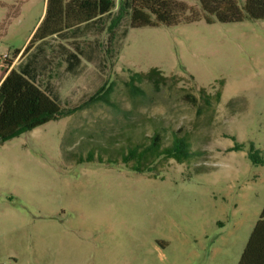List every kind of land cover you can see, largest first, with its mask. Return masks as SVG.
<instances>
[{"label": "rangeland", "instance_id": "1", "mask_svg": "<svg viewBox=\"0 0 264 264\" xmlns=\"http://www.w3.org/2000/svg\"><path fill=\"white\" fill-rule=\"evenodd\" d=\"M45 4L0 0V58L23 53ZM152 68L167 83L132 94L131 73ZM85 70L54 80L62 108L89 106L0 145V264H238L264 225V163L249 158L254 145L264 160V21L131 28L114 67ZM157 135L190 158L124 164Z\"/></svg>", "mask_w": 264, "mask_h": 264}, {"label": "trees", "instance_id": "2", "mask_svg": "<svg viewBox=\"0 0 264 264\" xmlns=\"http://www.w3.org/2000/svg\"><path fill=\"white\" fill-rule=\"evenodd\" d=\"M200 21L207 24L264 21V0H121L119 5L118 0H46L44 15L23 53L18 49L6 61L11 67L21 54V61L0 84V145L89 106L84 103L62 108L61 87L55 76L79 77L88 64L103 73L108 60L114 67L122 41L131 28ZM104 35L106 41L102 39ZM62 64L65 66L59 73ZM167 80L162 71L152 68L147 73L132 72L125 86L137 94L141 92L137 84L149 82L160 91ZM222 87L223 84L207 94L203 89L204 101L210 104L214 98L220 103ZM186 98L197 102L194 95L187 94ZM245 149L244 144L236 143L229 152ZM160 158L183 164L190 158L189 145L184 138H175L170 148L161 150L157 135L144 148H130L122 161L137 173L151 174L156 171L153 164ZM249 158L255 164L264 163L254 145L249 147ZM238 264H264V225L254 229Z\"/></svg>", "mask_w": 264, "mask_h": 264}, {"label": "crops", "instance_id": "3", "mask_svg": "<svg viewBox=\"0 0 264 264\" xmlns=\"http://www.w3.org/2000/svg\"><path fill=\"white\" fill-rule=\"evenodd\" d=\"M38 24H39V23H38ZM37 26H38V25H37ZM37 26H36V27H37ZM31 36H32V35H31ZM31 36H30V38H31ZM30 38H29V40H30ZM29 40H28V42H29ZM17 60H18V59H17ZM20 61H21V60H19V61H14L11 67H8V66L5 67V70L3 71V74H2V76H1V78H0V84H1V82L4 80V78L7 76V74L11 71V69L14 68V67H15Z\"/></svg>", "mask_w": 264, "mask_h": 264}, {"label": "built area", "instance_id": "4", "mask_svg": "<svg viewBox=\"0 0 264 264\" xmlns=\"http://www.w3.org/2000/svg\"><path fill=\"white\" fill-rule=\"evenodd\" d=\"M10 59V56L8 54L2 56L0 58V65H3L6 61H8Z\"/></svg>", "mask_w": 264, "mask_h": 264}]
</instances>
